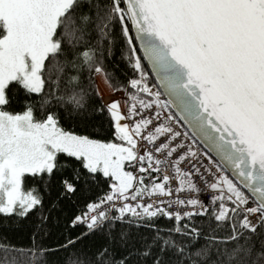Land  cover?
Segmentation results:
<instances>
[{"label":"snow or ice","instance_id":"6c2138e0","mask_svg":"<svg viewBox=\"0 0 264 264\" xmlns=\"http://www.w3.org/2000/svg\"><path fill=\"white\" fill-rule=\"evenodd\" d=\"M0 264H264V0H0Z\"/></svg>","mask_w":264,"mask_h":264},{"label":"rangeland","instance_id":"374dc122","mask_svg":"<svg viewBox=\"0 0 264 264\" xmlns=\"http://www.w3.org/2000/svg\"><path fill=\"white\" fill-rule=\"evenodd\" d=\"M99 84H100V90H101L102 92H104V93L107 95L108 89H107V87H106L105 82L101 79V80L99 81Z\"/></svg>","mask_w":264,"mask_h":264}]
</instances>
